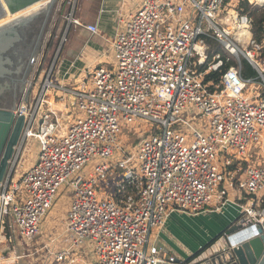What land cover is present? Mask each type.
I'll use <instances>...</instances> for the list:
<instances>
[{"label": "built area", "instance_id": "obj_1", "mask_svg": "<svg viewBox=\"0 0 264 264\" xmlns=\"http://www.w3.org/2000/svg\"><path fill=\"white\" fill-rule=\"evenodd\" d=\"M232 1L142 0L114 41L115 67H98L78 90L57 84L59 57L45 68L44 43L15 111L25 117V127L0 191V264L13 259L5 251L15 233L28 241L41 235L64 186L72 190L63 219L71 240L59 247L53 237L41 247L49 264L175 263L151 245L153 231L165 228L172 212L197 215L216 198L224 206L229 188L248 197L240 220L264 222V162L251 160L260 155V142L264 150L263 45L254 39L244 9H226ZM247 2L264 7V0ZM72 4L69 24L84 27L80 4ZM227 13L230 24L223 20ZM209 40L236 58L220 85L205 78L229 57L217 53L204 72L199 70L208 61ZM240 56L258 72L257 79L243 77ZM56 90L63 95L51 96ZM66 96L73 99L70 114L63 106ZM136 122L158 126L157 131L126 149L119 141L122 124ZM35 140L38 158L19 174L22 150ZM222 153L225 161L219 162ZM232 153L237 156L228 158ZM93 161L97 165L88 173Z\"/></svg>", "mask_w": 264, "mask_h": 264}, {"label": "crops", "instance_id": "obj_2", "mask_svg": "<svg viewBox=\"0 0 264 264\" xmlns=\"http://www.w3.org/2000/svg\"><path fill=\"white\" fill-rule=\"evenodd\" d=\"M80 4V17L84 27L73 26L69 31L68 43L61 51L55 70L57 84L69 90H78L98 67H115L114 41L117 34L124 30L130 16L140 9L142 0H82ZM95 25L98 27L96 33L85 28ZM61 95H63L61 90L55 91V97ZM71 101L73 99L66 96L64 105L57 103L55 106L59 111L67 112L66 116L68 111L71 110L69 114L73 112V108L69 109ZM61 105H66L68 111ZM33 165L21 174L28 172ZM228 192V200L224 206L216 198L205 212L197 215L172 212L165 228L153 231L151 245L156 246L163 257H175L176 262L172 264H190L191 262H188L190 257L208 243H212L211 241L233 223L240 221L248 197L238 189L229 188ZM68 209L69 207L66 212ZM14 239L5 255L22 257L17 258L13 264L51 263L48 254L40 250L43 245L51 244L53 237L40 235L35 240L28 241L15 233ZM69 244L70 242L65 246Z\"/></svg>", "mask_w": 264, "mask_h": 264}, {"label": "water", "instance_id": "obj_3", "mask_svg": "<svg viewBox=\"0 0 264 264\" xmlns=\"http://www.w3.org/2000/svg\"><path fill=\"white\" fill-rule=\"evenodd\" d=\"M36 1L38 0H5V3L8 10L14 14ZM58 1L50 0L47 8L0 27V191L2 184L11 175L25 127V117H17L15 113L22 98L14 99L10 105H6L5 96L9 91L17 90V79L22 74L25 76L21 90H25L30 67L40 53L44 35ZM35 27H39V35L37 40L35 39L33 51L22 59L18 53L24 43V36ZM219 237L190 257L188 262H191L190 264H264V222L252 224L242 219L238 223H233L225 234Z\"/></svg>", "mask_w": 264, "mask_h": 264}, {"label": "rangeland", "instance_id": "obj_4", "mask_svg": "<svg viewBox=\"0 0 264 264\" xmlns=\"http://www.w3.org/2000/svg\"><path fill=\"white\" fill-rule=\"evenodd\" d=\"M80 4L82 0H77ZM239 0H233L230 2L226 9L229 7H241V2H238ZM247 1V0H246ZM49 0H38L36 2H33L30 5H27L25 8H23L20 11L15 12L12 14L5 3V0H0V3L4 7V12L0 14V27L9 24L10 22L25 16L29 12H35L39 8L43 7L44 5H47ZM81 6V4H80ZM72 0H59L56 4L52 20L48 26V29L46 31V34L44 35V42H47V44L44 47V52L47 57V62L45 64V68H48L53 61L56 59V57H60L61 51L66 43H68L69 37V31L72 30V27L75 26L74 24H69L68 19L70 18V15L72 13L73 8ZM81 8V7H80ZM238 11V9H237ZM232 18L229 17L228 23H232ZM69 26V28H68ZM44 42L42 44V47H40V52L43 50ZM262 46V45H261ZM212 45H210V50L208 52V55L210 51L212 50ZM263 50L259 52L262 57H264V43H263ZM223 50V49H222ZM224 51V50H223ZM59 54V56H58ZM224 54L229 57V60L233 63L236 62V58L229 56L224 51ZM241 60L244 58L243 56H240ZM262 64V63H261ZM263 65V64H262ZM45 74L41 73L38 81L34 84V91L33 93L35 95L39 92V86L38 82L44 79ZM259 85V84H258ZM51 96H55V91H51ZM71 112V110L69 111ZM67 113V112H65ZM76 115H73L74 118H76ZM65 120H70V115L65 116ZM158 126L144 123V122H136L134 124H122V132L119 136V141L121 145L126 149H132L134 145L138 144L141 139L147 138L148 135L155 133L157 131ZM262 142L259 143L258 147V153L260 154L257 157L252 158L251 160L254 161V163H260L264 162V150L261 147ZM40 152V146L38 141H33V143L27 148L24 147L21 153V157L19 159V164L16 168V171L18 173H22V171H26L29 169V167L34 164L38 158ZM237 155L235 153H232L231 155H228V158L236 157ZM219 162H224V153H222L219 157ZM97 165V161H93L88 164L87 172L90 173L94 170V167ZM20 167V168H19ZM87 175V174H85ZM21 176V175H20ZM20 177H15V180L18 181ZM72 199V190L67 187H62L59 191V194L57 196V199L55 201L54 206L52 209L48 212V214L45 216L43 220V231L41 233V237L46 236L47 238L54 237L58 238V245L62 246L65 244H68L71 240V236L65 232V228L63 225V219L66 214L67 208L71 204ZM46 239V238H45ZM213 247V246H212ZM211 247V248H212ZM210 248V250H212ZM12 262H15L13 260ZM11 262V263H12ZM5 264L7 263L4 262Z\"/></svg>", "mask_w": 264, "mask_h": 264}, {"label": "trees", "instance_id": "obj_5", "mask_svg": "<svg viewBox=\"0 0 264 264\" xmlns=\"http://www.w3.org/2000/svg\"><path fill=\"white\" fill-rule=\"evenodd\" d=\"M240 8L244 9V12L248 14L249 17L252 19V33H253L254 39L259 45H263L264 43V7H261L258 5L252 6L245 0L241 4ZM209 43L213 47L209 53V57H208V61L206 65L201 66L199 69L201 72H204L207 69L208 64L212 61L213 56L215 54L221 53L223 54L225 59L227 58L220 44L212 40H209ZM233 65H235V63H233L232 61H228L219 71L210 72L209 74L206 75V78H205L206 82H212L214 85H220L221 78H222L224 71ZM242 75L245 79H251V78L257 79L258 77V72L245 58L242 59ZM211 89L214 90V87H212ZM226 231L227 230H225L220 235L221 236L224 235Z\"/></svg>", "mask_w": 264, "mask_h": 264}, {"label": "flooded vegetation", "instance_id": "obj_6", "mask_svg": "<svg viewBox=\"0 0 264 264\" xmlns=\"http://www.w3.org/2000/svg\"><path fill=\"white\" fill-rule=\"evenodd\" d=\"M39 27H35V29L33 31H29L26 36H24L25 40L24 43L22 44V47L18 53V55L22 58L25 59L27 56H29L31 54V52L33 51L34 48V42L35 39L37 40L38 35H39ZM24 74L21 75V77H19V79H17V90H11L9 91L6 96H5V104L6 105H10L12 103V101L14 99H21L22 95L24 93V91L21 90L22 87V80L24 78ZM11 82V81H10Z\"/></svg>", "mask_w": 264, "mask_h": 264}, {"label": "bare ground", "instance_id": "obj_7", "mask_svg": "<svg viewBox=\"0 0 264 264\" xmlns=\"http://www.w3.org/2000/svg\"><path fill=\"white\" fill-rule=\"evenodd\" d=\"M49 3H50V0H49V2L47 3V5H44L43 7L39 8V9L36 10L35 12H38V11H41V10L47 8V6L49 5ZM4 10H5L4 7H3L2 4L0 3V14H1L2 12H4ZM35 12H29V13L26 14L25 16L20 17V18L14 20V21H17V20H19V19H22V18H24V17H27V16L31 15L32 13H35ZM229 17L232 18V16H231L229 13H227V14L224 15L223 20H225V21L228 22ZM14 21H12V22H10V23H13ZM10 23H9V24H10ZM6 25H7V24H6ZM13 260H14V255H13V259L10 260V261H8V263H11ZM1 263L4 264V262H1Z\"/></svg>", "mask_w": 264, "mask_h": 264}]
</instances>
